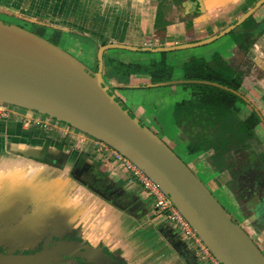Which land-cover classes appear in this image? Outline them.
<instances>
[{
    "label": "water",
    "instance_id": "95a60500",
    "mask_svg": "<svg viewBox=\"0 0 264 264\" xmlns=\"http://www.w3.org/2000/svg\"><path fill=\"white\" fill-rule=\"evenodd\" d=\"M251 12L228 30L202 42L163 48L101 46L95 72L42 37L0 20V104L45 116L129 159L159 186L219 264H264L263 254L207 187L115 96L102 76L104 51L159 53L203 46L239 25ZM67 158L61 160L63 165ZM70 167L59 166L56 160L29 167L14 157L0 156V190L12 198L5 202L20 206L29 195L28 201L35 204L37 218L46 217L50 224L61 226L78 221L84 235L101 240L110 250H119L122 259L131 264L127 258L131 255L129 245L120 239L129 233V218L135 220L138 216L89 193L91 188L71 177ZM130 200L133 202L134 198ZM135 208L136 204L130 210ZM177 238L168 242L180 252L181 242ZM57 250L96 264H118L101 248L63 244ZM50 258L54 256L45 253L31 258L0 257V262L40 264Z\"/></svg>",
    "mask_w": 264,
    "mask_h": 264
},
{
    "label": "flooded vegetation",
    "instance_id": "af4514ba",
    "mask_svg": "<svg viewBox=\"0 0 264 264\" xmlns=\"http://www.w3.org/2000/svg\"><path fill=\"white\" fill-rule=\"evenodd\" d=\"M76 1H78L77 9L78 12H80V16L75 15L73 20L69 22L70 25H68V27H64L62 23L55 24L43 21L40 18L38 19L36 15L43 12V7H45L42 4L41 9L39 8L42 0H39L37 4L35 2L32 3L27 1V9H24V5L20 6V10H15V8L13 9L9 7H0V14L19 19L25 25H31L36 28L33 32L30 28H22L42 37L43 39H45L43 35L45 32L53 33L56 38H59L57 33L62 31L78 32L79 34L87 35L88 29L86 30L83 27H80L78 20V18L83 19L82 9L85 8L84 1H87L90 2L88 7H93V13L98 11V9H105L106 7L107 9H112L114 12L122 13L127 22H129L133 16L138 18L142 24L143 32L162 30L164 32L163 43L149 47L163 48L193 44L210 39L211 37L228 30L236 24L239 19L253 10L239 25L233 27L221 36L225 37L230 34L233 35L230 47L232 53L229 59H223V57L214 54L212 60L205 61L213 64L216 62L215 60H217L218 64L229 69V72L232 75L231 78L240 81L237 90L224 87L230 92L233 91L231 93L237 96L235 102L239 100L246 104L247 111L244 114H242L241 108H239L237 116H241L240 119H238L240 121L245 120L252 112H254L259 118V122L251 130L252 137L249 147L244 151L239 152L236 159L233 157V159L227 163L229 168L217 171L207 161L208 158L206 163L214 172L227 173L224 190H231V192L238 197L239 201V214L241 220L239 219V221L235 222L248 235L264 256V0ZM257 4L259 5L256 7ZM167 5L174 7L166 10ZM63 7H66V4ZM51 13V10L46 11V17H52ZM168 13L174 14L177 20L170 22L168 18L172 14L166 16ZM19 27L21 26L19 25ZM200 34L201 37H197ZM188 35L195 37L192 41H187V37L185 36ZM108 44L129 45L127 43H111L108 42V37H105L99 42L97 48L99 49L101 46ZM141 44H131L129 46H148ZM162 53L164 54L165 52H159L161 55ZM92 60L94 67L89 69L95 72L97 70V54L95 55V53H92ZM102 60V76H112L114 81L112 79L110 80L115 87L114 90L112 89L114 93L116 91L121 92V90L126 92L129 89L142 88L143 85H129V80L132 78L140 80L141 77H146V80H148L147 85L151 87L150 73H128L127 75H122L119 73V70L115 69L120 63H122L121 61L118 62L117 66H114V60L105 57L104 53L102 55ZM160 60L161 59H152L143 69H146V67L152 62ZM213 60L214 62H212ZM113 71H117V73L113 74ZM181 84V77L176 79L172 77V79L166 84L165 82H162L161 85L151 88L179 86L182 90L186 91ZM246 86L248 88L244 90L243 87ZM186 92L189 94V90ZM250 92L255 96V99H252L254 101L251 100L252 97L249 99L248 94ZM179 130L181 134V129ZM83 154L84 152L79 153L74 164L70 167L69 174H71V177H75L82 181L85 186L92 189L89 190L90 192L108 204L123 212H132L130 208L135 203L130 200L129 196L127 197L123 186L116 184L112 179H109L101 169V164L98 161H89L87 160L89 155L84 156ZM81 155L86 158L79 160L78 158ZM56 162L59 166H65V163L63 165L61 160L57 159ZM230 168L232 169L230 170ZM81 175L83 178H81ZM88 177L92 181H88ZM4 191L5 190H0V257L31 258L46 253L48 256L53 255L54 259L50 258L40 264H96L87 258L68 255L57 250L63 244H71L87 245L96 249L101 248L103 253L118 264H128L127 260L122 259L119 250H110V248L105 246L101 240L95 239L94 237L89 238L87 235H84L82 233V227L77 224L78 221L70 226L50 224L46 217L44 219L36 217L35 204L28 201V199H30L29 195L27 200L21 198L24 200V203L17 206L11 202H5L12 198L5 194ZM117 194H120V196H117ZM31 199L34 200V197L32 196ZM167 225L170 226V224ZM168 234L169 237H178L177 239H179L180 242L183 241L175 230H171ZM180 248L183 252L186 264H202L201 259L197 256L196 252L193 249H190L187 244L181 242ZM0 264L5 263L0 262Z\"/></svg>",
    "mask_w": 264,
    "mask_h": 264
},
{
    "label": "crops",
    "instance_id": "0c3cea01",
    "mask_svg": "<svg viewBox=\"0 0 264 264\" xmlns=\"http://www.w3.org/2000/svg\"><path fill=\"white\" fill-rule=\"evenodd\" d=\"M27 1L32 3L35 2L37 4L39 0H0V7H9L13 9L15 8V10H20V6L25 5V2ZM77 2L78 1L76 0H42L39 8L41 9L43 4V6H45L43 7V12L35 15L38 19L42 18L43 21L55 24L62 23L64 27H68V25H70L69 20H73V17L76 15L75 13L78 12ZM65 4L66 7H63ZM105 9H98V11H95L94 13L91 11L92 13H90L87 18L89 24L94 26L92 31L87 30L89 31L87 36H92V41L96 45H98L105 37H108V42L111 43H128L132 45L141 44L140 35L143 33V28L138 18L133 16L130 21L127 22L122 13L114 12L112 9ZM48 10H51L52 12V17L50 18L46 17V11ZM64 10L71 11L72 13L65 18L63 15H60ZM200 36L201 34L197 37ZM89 57L92 59V53L89 54ZM146 79V77H141L140 80L135 78L129 80V85L131 86L143 85L142 88H133L126 91L124 104H129L130 107L127 108L131 112V108L136 110L143 105L140 104V102H142L141 100L152 102L153 96L159 97L160 93L158 94L157 90H149L152 86L150 87L147 85L148 80ZM161 93L166 96L169 94L175 95V101L170 107L171 109H173L175 103H178L181 100H186L189 95L179 86H174L171 89L168 88V90ZM37 116V114L32 112H14L9 119H0V156L14 157L22 164L29 165V167H34V164L39 162L44 164L51 160H61V158L64 159L67 156L68 158L65 162V166H72L78 157V154L83 152L78 146L81 145V143L88 141L87 136L84 137L83 134H77L76 132L60 125L55 127L51 124L48 129L40 128L39 126L30 123V119L36 118ZM40 118L44 121L47 120L46 118ZM64 131H67L68 133L65 137L62 133ZM81 137L84 138L83 142H80ZM171 140L174 141V139ZM175 142L176 144L174 146L176 148L178 147L183 153H188V140L184 135L182 136V133L180 134V130L177 132ZM87 155H89L87 160L98 161L101 164V169L105 172V175L109 179H112L114 183L123 186L124 191H128L130 194L135 191L130 199L134 198L133 202L136 204L137 208H135L133 212L138 216V219L134 220V218H129V223L127 225L129 226V233L120 239L121 243L129 245L128 247L131 252V255L127 257L128 259L130 258L129 263L186 264L182 250L177 252V250L173 249L168 242V240H175V238L168 236L171 229L170 226L167 224H161L163 217L159 213H153V210H149L147 206L144 208L143 203L140 200L147 196L144 194L141 187V190H133V186L130 187L131 185L128 186L126 184H121L120 181L124 180V177H122L123 174L119 175L120 170L117 171V166L114 164L106 165L96 156L92 154ZM31 156L39 157L36 159ZM187 156L190 158V165L196 168V170L205 177L209 184H213L216 192L222 193L227 173L214 172L206 163L207 154L199 156H191L188 154ZM216 180H219V184H217ZM138 246L141 248L139 249Z\"/></svg>",
    "mask_w": 264,
    "mask_h": 264
},
{
    "label": "rangeland",
    "instance_id": "374dc122",
    "mask_svg": "<svg viewBox=\"0 0 264 264\" xmlns=\"http://www.w3.org/2000/svg\"><path fill=\"white\" fill-rule=\"evenodd\" d=\"M85 2V8L83 10V19H79V26L83 27L84 29H88L92 31L94 26L89 24V21L87 20L89 14L93 10V7H88L90 5V2L84 1ZM24 9L27 8V2H25ZM171 5H167L166 10L170 9ZM106 8V7H105ZM101 10H104L101 9ZM106 10V9H105ZM72 12L68 10H64V12H61L60 15H63L65 18L67 15H70ZM80 12H76V16H80ZM172 13L166 14V16H169ZM59 15V16H60ZM45 18V17H44ZM0 20L4 21L9 24H13L15 26L19 25L21 28H30V30L33 32L34 27L31 25H25L21 20L12 18V17H7L3 14H0ZM42 20V18H41ZM168 20L170 22H174L177 20L175 18V15L172 14L169 16ZM71 21V20H69ZM167 21V22H169ZM26 26V27H25ZM88 27V28H86ZM89 32V31H87ZM235 34V33H234ZM42 35V34H41ZM45 40L49 41L50 43L56 45L59 49H61L63 52L71 55L73 58L76 60L80 61L83 65H85L88 68H93L94 63L93 60L89 57V54L95 53V55L98 52L97 45L92 41L93 37L92 36H87L83 34H79L78 32H71V31H62L57 33L59 38H56L53 33L45 32L44 34ZM164 32L162 30H157L155 32H147L144 31L141 35V45H160L164 41ZM232 34L227 35L225 37H221L217 39L216 41L207 44L205 46H200V47H195V48H189V49H183V50H178V51H169L165 52L163 55L159 53H144V52H133V51H127V50H121V49H111L107 50L104 52L105 57L107 58H112L114 60L113 64L114 66L118 65V62L121 61L122 63L125 64H139L141 68H144L148 62H150L152 59H166V64L172 67L173 69V77L179 78L181 77L182 74V66L183 64L188 61L189 59L192 58H197V59H204V60H212L214 57V54H217L223 59H229L231 56L232 50L230 49L231 47V39H232ZM195 36H188L187 41H192ZM201 37V36H200ZM139 38V39H140ZM128 44V43H127ZM131 45V44H129ZM220 58V57H219ZM226 61V60H225ZM117 71H113V74H116ZM111 75H103V80L104 83L110 88L114 90L115 87L113 86ZM113 80V79H112ZM172 87H162V88H154V89H149L150 91H158L159 97L158 96H153L152 102L146 100H141L140 104H143L139 109L134 110L131 108L133 114L138 118V120L148 127L153 133H155L189 168H191L192 172L197 176V178L209 189L213 197L219 202V204L223 207V209L227 212V214L233 219V221H239L241 220L240 217V208H239V201L238 197L231 192V190H222L221 192H216L215 187L213 186L212 183H208V181L203 177V175L196 170L193 166L190 165L189 161L190 158H188V153H183L180 151V149L175 147L174 145L176 144V135L177 132H179L178 128L174 124V120L172 117V110L170 107L173 105L175 101V95H165L162 94L161 92H164L165 90H168L173 88ZM167 88V89H165ZM248 87H243L244 90H246ZM113 92V91H112ZM114 93V92H113ZM114 94L115 96L120 99L122 102L125 101V95L126 92L121 90V92L116 91ZM164 95V96H163ZM249 99L251 100L255 96L250 92L249 94ZM155 97V98H154ZM186 97V96H185ZM137 100V99H136ZM140 101V100H138ZM254 101V100H252ZM126 105V104H125ZM246 104H244L242 101H237L236 102V108L239 109L241 108L242 114H244L247 109H246ZM12 112H17V113H23V112H30L27 110H24L22 108H18L15 106L11 105H6ZM126 107H130L129 104L126 105ZM34 113V112H32ZM240 116H235L236 118L240 119ZM42 118H46L45 116H40ZM53 122V120H51ZM158 123V124H157ZM60 126L65 127L69 130H72L76 132L77 134H81V132L74 130L70 127H67L63 124H60ZM88 141H85L79 145V149L84 152V154H92L96 156L97 158L101 159V162H104L106 165L109 164H114L115 166L118 167V170H120V174H123L122 177H124V180H121V184L123 185H128L133 188V190H141L140 186L138 185L136 179L128 172L127 170L123 169L120 167L118 163H115L111 157L110 152H106L100 148V146H95L93 144L94 139L87 136ZM171 139H174L172 141ZM80 144V143H79ZM186 154V155H185ZM63 158H61L62 160ZM102 168V167H101ZM81 178L83 176L81 175ZM88 181H92L89 177L87 179ZM222 181V180H221ZM217 184H219V180H216ZM132 190V189H131ZM89 191V190H88ZM127 194V197L131 198V195L135 193L133 191L131 194L128 191H125ZM90 193V191H89ZM92 193V192H91ZM93 194V193H92ZM144 197V196H143ZM143 203V206H147L149 210H153V213L157 214L158 212L154 210L153 208V202L152 199L147 197H144L142 200H140ZM132 214L134 212L132 211ZM135 215V214H134ZM161 215V214H160ZM162 216V215H161ZM153 218V217H152ZM161 224H170V231L176 230V227H174L168 220H165L164 218L161 220ZM80 223V222H79ZM177 232V230H176ZM169 235V234H168ZM183 244H187L186 241H181ZM207 261V260H206ZM206 264H209V262H206Z\"/></svg>",
    "mask_w": 264,
    "mask_h": 264
},
{
    "label": "trees",
    "instance_id": "16d2710c",
    "mask_svg": "<svg viewBox=\"0 0 264 264\" xmlns=\"http://www.w3.org/2000/svg\"><path fill=\"white\" fill-rule=\"evenodd\" d=\"M215 61L210 64L202 59H190L183 64L181 85L189 90V98L175 103L172 117L175 126L188 140V154H207L210 165L221 171L229 168L227 163L249 147L251 130L259 118L252 112L245 120L235 119L239 111L235 102L237 96L224 87L237 90L240 81L231 78L229 69ZM115 69L122 75L150 73L152 87L162 82L166 84L173 77L172 68L167 66L164 58L152 62L146 69L122 63ZM83 155L78 159L86 158Z\"/></svg>",
    "mask_w": 264,
    "mask_h": 264
},
{
    "label": "built area",
    "instance_id": "2783aa9c",
    "mask_svg": "<svg viewBox=\"0 0 264 264\" xmlns=\"http://www.w3.org/2000/svg\"><path fill=\"white\" fill-rule=\"evenodd\" d=\"M13 114L14 112H12L6 105L0 104V119H9ZM30 123L43 129H48L49 125L51 124H53L55 127L59 126V123L54 121L52 122L49 119H47L46 121L41 120L40 115H38L36 118H31ZM62 133L64 137L68 134L67 131H64ZM83 136L85 137V135ZM83 141L84 138L81 137L80 142ZM93 144L95 146H100V148L106 152H110L113 161L115 163H118L123 169L130 172V174L136 179L144 194L152 199L154 210L161 214L162 217L165 220H168L174 227H176L177 234L179 235L180 239L187 242L188 247L196 252L197 256L201 259V262L203 264H206V262H209V264H219V262L214 258L207 247L203 244L201 239L190 227L188 222L183 218L177 208L173 205L171 200L161 191L159 186L152 179H150L129 159L113 150L106 144L101 143L97 140H94Z\"/></svg>",
    "mask_w": 264,
    "mask_h": 264
}]
</instances>
